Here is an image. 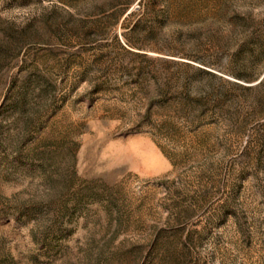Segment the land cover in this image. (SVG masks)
Returning a JSON list of instances; mask_svg holds the SVG:
<instances>
[{
    "label": "rangeland",
    "instance_id": "1",
    "mask_svg": "<svg viewBox=\"0 0 264 264\" xmlns=\"http://www.w3.org/2000/svg\"><path fill=\"white\" fill-rule=\"evenodd\" d=\"M263 76L264 0H0V264H264Z\"/></svg>",
    "mask_w": 264,
    "mask_h": 264
},
{
    "label": "trees",
    "instance_id": "2",
    "mask_svg": "<svg viewBox=\"0 0 264 264\" xmlns=\"http://www.w3.org/2000/svg\"><path fill=\"white\" fill-rule=\"evenodd\" d=\"M139 7H140V4H139ZM141 8V7H140ZM133 12H130L128 15H131ZM234 79H236V82H238V81H242V82H244V83H247L248 81H250V78H247L246 76H243V75H235V74H233V75H231ZM231 84H233V85H236V86H241V87H243V85H241L240 83H235V82H233V83H231ZM262 85H264V76L262 77V79L255 85L256 87H260V86H262Z\"/></svg>",
    "mask_w": 264,
    "mask_h": 264
}]
</instances>
